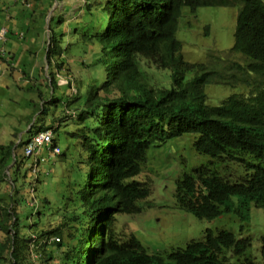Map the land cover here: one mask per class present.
Listing matches in <instances>:
<instances>
[{
	"label": "trees",
	"instance_id": "trees-1",
	"mask_svg": "<svg viewBox=\"0 0 264 264\" xmlns=\"http://www.w3.org/2000/svg\"><path fill=\"white\" fill-rule=\"evenodd\" d=\"M42 2L47 10L51 3ZM207 5L239 6L231 53L244 55L246 65L227 61L223 68H210L185 59L183 44L176 37L183 7L195 11ZM81 11L83 18L73 24L72 34L82 49L92 50L93 60L84 91L65 102L69 106L78 99L79 106L77 129L67 132L80 141L79 165L71 166L75 176L69 182L72 196L66 197L73 211H67L66 205L52 228L38 230L37 222L24 224L28 228L25 235L20 233L21 220L15 211L14 196L19 189L15 188L9 200L0 198V264H35L27 259L30 247L45 255L43 264L58 252V264H255L248 258L241 260L251 248V238H238L229 230L214 233L207 229L202 240H190L162 254L150 253L134 234L118 236L115 222L117 213L141 212L138 202L152 193L148 181L136 178L147 150L185 133L197 134L196 149L215 163L237 162L246 172L232 179L212 160L186 172L175 192L180 208L207 219L225 212L248 218L251 204L264 209V0H86ZM61 22L58 16L49 23L45 48L49 71L53 64L61 67L58 57L67 49L62 46L66 34L56 28ZM12 33L7 29L6 40ZM16 35L25 39L23 31ZM2 48L0 60H10ZM164 68L171 71L170 87L153 76V70ZM188 73L193 75L187 78ZM251 73L257 79L249 94L234 92L220 105L206 103L207 83H227L229 78ZM49 78L54 92L53 71ZM52 99L48 103L55 102ZM29 124V138L51 128L34 130L35 122ZM28 139L0 143V182L13 153L17 155L16 150ZM19 166L15 158L10 166L16 175L13 181ZM29 169L33 170L32 165ZM234 195L238 196L237 207ZM261 240L264 256V236ZM49 244L55 250L47 251Z\"/></svg>",
	"mask_w": 264,
	"mask_h": 264
},
{
	"label": "rangeland",
	"instance_id": "rangeland-1",
	"mask_svg": "<svg viewBox=\"0 0 264 264\" xmlns=\"http://www.w3.org/2000/svg\"><path fill=\"white\" fill-rule=\"evenodd\" d=\"M85 1L49 0L51 4L46 10L43 8L42 0L36 2L35 0H0V25L16 22L19 23L18 30H24L29 25L30 35L33 34L29 38L30 43L37 42L36 51L39 48L43 49L42 57L45 56V48L49 44V23L52 18L62 17L64 22L57 24L56 28L66 34L62 46L67 49L58 57L61 67L53 64L49 71L48 62L45 60L43 62L45 67H42L44 79L42 78L38 90L31 91L18 87L16 82L10 81L9 75L4 76L3 85L0 87V143H8L14 138L17 144L20 140L28 139L31 121V123L35 122L34 130L40 126H51L52 136L61 149L60 154L44 150L40 156L24 158V146H22L16 150L17 155L13 153L10 159L12 161L4 171V181L0 182V198L9 200L15 188L19 189L14 199L17 202L15 211L21 220L19 224L21 234H28V228H24V224L37 222L38 230L56 226L66 205L67 211H73L70 205L72 202L70 203L66 197L72 196L70 194L72 186L70 187L69 182L74 180L75 176L71 166L79 165L77 160L81 159L78 152L80 141L76 137H70L67 132L77 129L79 106L78 99L69 106L61 102L65 99L74 100L79 96L80 91H84L87 76L91 74L89 64L93 60L92 50L85 51L81 48L82 43L80 40L75 41V34H72L71 28L73 24H79L83 18L81 10L85 6ZM238 9L239 6L207 5L192 11L190 7L184 6L176 37L183 44L185 59L193 63H205L210 68H223L228 62L246 65L248 59L244 55L231 53ZM34 35L36 39L33 38ZM17 39L11 38L10 41L15 42ZM19 44L23 46L22 43ZM51 71L55 74L57 84L54 92L48 80ZM170 72L169 68L155 69L152 75L161 80L163 86L170 87ZM235 72L240 74L239 71ZM192 75L188 73L187 78ZM256 79V74L251 73L240 79L229 78L227 83H207L206 103L220 105L234 92L247 95L255 86ZM53 97L56 101L48 103ZM40 105L47 109L46 113H42ZM66 108L73 110L74 113L68 114ZM57 122L67 123L58 128ZM196 138L195 133H185L169 139L160 146H151L147 150L142 171L136 178L148 181L152 185V193L146 200L138 202L142 207L141 212L116 214L117 235L123 237L134 234L150 253L166 254L173 248L184 247L190 240H202L207 229L214 233L224 229L232 231L238 238H251V248L241 258L242 261L248 258L255 264H264V256L261 253V237L264 236L263 208L251 204L248 218H242L236 212H225L214 219H207L199 218L178 206L175 197L177 181L182 179L186 172L202 164H208L211 160L215 165H219L223 174L230 175L232 179H239L246 172L237 162L215 163L209 155L196 149ZM15 158L20 160V173L17 180L13 181L16 175L10 166ZM36 160L40 171L37 178L29 169ZM33 188L35 192L32 194ZM34 195L35 199H33ZM237 198V195L232 196L234 207H237ZM33 200L37 202L35 205L31 204ZM46 200L50 202L47 203ZM38 210L41 211L39 215L36 214ZM0 239H2L1 233ZM46 250H55V247L49 244ZM27 254V259L30 261L43 264L45 255L41 256L36 249L30 247ZM59 255V252L55 254L47 264H58Z\"/></svg>",
	"mask_w": 264,
	"mask_h": 264
},
{
	"label": "crops",
	"instance_id": "crops-1",
	"mask_svg": "<svg viewBox=\"0 0 264 264\" xmlns=\"http://www.w3.org/2000/svg\"><path fill=\"white\" fill-rule=\"evenodd\" d=\"M5 26H7L8 29L10 28L13 33L10 34V38L7 37L6 41L0 40V48L5 47L10 54V60H0V87L3 85L4 76L9 75L10 81L16 82L18 87H22L31 91L38 90L39 84H42V80L44 79L42 75V67H45V64L43 65V62L46 59L45 56L42 57L43 54H41L43 49L39 48V50L36 51V48H38L37 42L34 41L30 43L31 39L29 38L33 34L30 35L31 33L28 29L29 25L26 26L27 28L25 27L24 30H18L17 28L19 26V23L13 22L12 24L8 25H0V30ZM16 31H23L26 34L25 39H19L16 35ZM15 37L18 39L15 42H11L10 39ZM33 38L36 39L37 37L34 35ZM19 43H22L23 46ZM8 45L10 47H8ZM35 82L36 84H38V86H35ZM54 100L56 101L55 97H53L52 101ZM66 100L67 99L63 100L61 103H65ZM73 113V110L69 112V114L71 115ZM65 123L67 122H57L56 126L60 124L65 125Z\"/></svg>",
	"mask_w": 264,
	"mask_h": 264
},
{
	"label": "built area",
	"instance_id": "built-area-1",
	"mask_svg": "<svg viewBox=\"0 0 264 264\" xmlns=\"http://www.w3.org/2000/svg\"><path fill=\"white\" fill-rule=\"evenodd\" d=\"M6 32H7V28H2L0 30V39L3 41L6 40ZM3 49L4 48H0V55H2ZM66 112L69 113L70 110H67ZM55 145L57 144L54 143L52 130L46 129L39 133H36L29 139L28 146L24 149V155L28 157H32V156L37 157L40 156L44 150H47L49 152L54 151L55 154H60L61 149L59 146H56L55 149L52 148ZM32 167H33L32 171L34 173H37L39 171L37 160L32 164ZM31 192H34V188L31 189ZM34 203L35 201L31 202L32 205Z\"/></svg>",
	"mask_w": 264,
	"mask_h": 264
},
{
	"label": "bare ground",
	"instance_id": "bare-ground-1",
	"mask_svg": "<svg viewBox=\"0 0 264 264\" xmlns=\"http://www.w3.org/2000/svg\"><path fill=\"white\" fill-rule=\"evenodd\" d=\"M4 28H6V27H4ZM52 133H53V131H52ZM35 135V134H34ZM30 139V138H29ZM29 139H28V142L24 145V149L28 146V143H29ZM55 149V148H54Z\"/></svg>",
	"mask_w": 264,
	"mask_h": 264
},
{
	"label": "clouds",
	"instance_id": "clouds-1",
	"mask_svg": "<svg viewBox=\"0 0 264 264\" xmlns=\"http://www.w3.org/2000/svg\"><path fill=\"white\" fill-rule=\"evenodd\" d=\"M67 110H70V109H69V108H66V111H67ZM68 114H69V113H68Z\"/></svg>",
	"mask_w": 264,
	"mask_h": 264
}]
</instances>
